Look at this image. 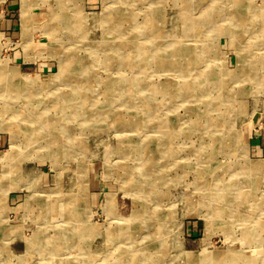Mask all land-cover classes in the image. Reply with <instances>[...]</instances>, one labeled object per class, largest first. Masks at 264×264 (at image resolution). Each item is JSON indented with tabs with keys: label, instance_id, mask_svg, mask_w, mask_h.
<instances>
[{
	"label": "rangeland",
	"instance_id": "rangeland-1",
	"mask_svg": "<svg viewBox=\"0 0 264 264\" xmlns=\"http://www.w3.org/2000/svg\"><path fill=\"white\" fill-rule=\"evenodd\" d=\"M9 3L0 264H264V0H30L27 31Z\"/></svg>",
	"mask_w": 264,
	"mask_h": 264
},
{
	"label": "bare ground",
	"instance_id": "bare-ground-1",
	"mask_svg": "<svg viewBox=\"0 0 264 264\" xmlns=\"http://www.w3.org/2000/svg\"><path fill=\"white\" fill-rule=\"evenodd\" d=\"M228 4V3H227ZM22 7H23V9H24V12H25V14L23 13V15H22V27H23V30H25V31H27V29L25 28L26 26H27V24H29L28 22H29V20L28 19H30V17H32V15H30L29 16V14L27 13V12H29V11H27V10H29L30 9V0H22ZM240 7V6H239ZM246 7V6H245ZM45 9V8H44ZM47 10V9H46ZM49 10V9H48ZM68 10V9H67ZM252 10V9H251ZM36 11V10H35ZM45 11V10H44ZM220 11V10H219ZM226 11V10H225ZM230 11V10H229ZM247 11V10H246ZM64 12V11H63ZM240 12V11H239ZM241 12H242V10H241ZM79 13V12H78ZM236 13V12H235ZM243 13V12H242ZM247 13V12H246ZM68 14H69V12H68ZM82 14V13H81ZM226 14V13H225ZM244 14V13H243ZM251 14V13H250ZM44 15L46 16V19L44 20H42V23H40V22H38L41 26H47V25H50V23H49V21L50 20H52V16H51V14L49 15L48 14V12H44ZM78 15H80V14H78ZM246 15V14H245ZM254 15H255V13H254ZM257 16H258V14H256ZM56 16V15H55ZM54 16V17H55ZM74 16V15H73ZM77 16V15H76ZM81 16V15H80ZM97 16H99V18H96ZM236 16V15H235ZM238 17V16H237ZM74 18V17H73ZM84 18V17H83ZM151 18V17H150ZM236 18V17H235ZM149 19V18H148ZM238 19H240V18H238ZM247 19H248V17H247ZM251 19V18H250ZM253 19V18H252ZM54 20V19H53ZM84 20H86V21H83V22H81L79 19H77V18H74V19H69V18H66V17H63L62 18V21L61 20H59L58 19V23H56V29L57 30H61V29H64V30H67L68 32H69V34H71V35H69V36H72V35H78V33L80 34V33H85V32H87V31H91L92 29H93V27H97V28H101V29H103L104 31H105V29H110L111 28V26L113 25V27H114V25H117V20H118V15H115V14H113L112 12H109V11H107L106 13H102V14H92L91 15V17H86V19H84ZM121 20V19H120ZM156 20V19H155ZM246 20V19H245ZM254 20V19H253ZM264 20V19H263ZM244 21V20H243ZM249 21V20H248ZM147 22V21H146ZM150 22V21H149ZM153 22V21H152ZM123 23V22H122ZM133 23V22H132ZM248 23V22H247ZM39 24H37V26L39 25ZM30 25V24H29ZM135 26V25H134ZM157 26V25H156ZM189 26V25H188ZM236 26H238V25H236ZM112 27V28H113ZM153 27V26H152ZM116 28V27H115ZM149 28V27H148ZM154 28V30H155V27H153ZM186 28V27H185ZM192 28V27H191ZM178 29H180V27H178ZM57 30H55V29H51L50 30V35H55V33L57 32ZM94 30V29H93ZM46 31V30H45ZM103 31V32H104ZM111 31V30H110ZM141 31V30H140ZM144 31V30H143ZM230 31V30H229ZM106 32V31H105ZM122 32V31H121ZM121 32H118V33H120L121 34ZM177 32L178 33H180V30H177ZM183 32V31H182ZM26 33V32H25ZM107 33H109V32H107ZM111 33V32H110ZM115 33V32H114ZM224 33V32H223ZM141 34V33H140ZM66 35V34H65ZM82 35V34H81ZM97 35V34H96ZM111 35V34H110ZM142 35V34H141ZM150 35V34H149ZM236 35V34H235ZM25 36V35H24ZM147 36V35H146ZM73 37V36H72ZM75 37V36H74ZM79 37V36H78ZM81 37V36H80ZM83 37V36H82ZM148 37V36H147ZM86 38V37H85ZM72 39V38H71ZM145 40V39H144ZM73 41V40H72ZM76 41V40H75ZM74 41V42H75ZM96 41V40H95ZM98 42V41H97ZM101 42V41H100ZM172 42H173V40H172ZM95 43V42H94ZM93 44V43H92ZM99 44V43H98ZM181 45V44H180ZM22 47H24V46H22ZM86 47V46H85ZM91 48V47H90ZM96 48H97V46H96ZM123 48V47H122ZM137 48V47H136ZM149 49V48H148ZM24 51V50H23ZM156 51V50H155ZM154 52V51H153ZM152 51L149 53L148 52V54L147 53H145V52H143V55L144 56H142V63H143V66H146V67H152V65H153V63L151 62V59H153L152 57H150L151 55H152V53H153ZM169 52V51H168ZM66 53V52H65ZM118 53V52H117ZM170 53V52H169ZM188 53V52H187ZM75 54V53H74ZM73 54V55H74ZM164 54V53H163ZM181 54V53H180ZM134 55H136V54H134ZM154 55H156V54H154ZM119 56H121V55H119ZM118 56V57H119ZM172 56V55H171ZM88 57V56H87ZM170 58V57H169ZM117 60H115V62H116ZM163 63L161 64V67H163V66H165L166 68L167 67H169V66H167V65H169V63H171L170 61H168V59L166 58V59H164V60H161ZM62 62V61H61ZM66 62V61H65ZM64 62V63H65ZM114 62V63H115ZM158 62V61H157ZM172 62H173V60H172ZM73 64V63H72ZM118 64H120V63H118ZM177 64V63H176ZM68 66H66L65 65V67H64V71H65V68H67ZM113 67V66H112ZM2 69V68H1ZM4 70V69H3ZM6 70V69H5ZM77 70V69H76ZM7 71V70H6ZM16 71V70H15ZM63 74V73H62ZM116 74V73H115ZM73 75V74H72ZM75 76V75H74ZM7 78H9V77H7ZM62 78V77H61ZM71 78V77H70ZM74 78V77H73ZM8 80V79H7ZM76 80V79H75ZM124 80V79H123ZM69 81V80H68ZM71 81V80H70ZM116 81V80H115ZM125 81V80H124ZM123 81V82H124ZM2 82V81H1ZM113 82V81H112ZM4 83H5V81H4ZM28 83V82H27ZM133 83V88H137L136 86H140L138 83V85L137 84H135L134 82H132ZM28 84H30V86L31 85H35V87H36V84H37V82H35V81H33V80H30V82L28 83ZM0 85H2V84H0ZM7 85V84H6ZM40 85V84H39ZM80 86V85H79ZM41 87V86H40ZM114 87V86H113ZM121 90H126V88L129 90V89H131L132 87H130L129 86V82L127 83V82H124L122 85H121ZM29 88V87H28ZM27 88V89H28ZM37 88V87H36ZM44 88V87H43ZM38 89V88H37ZM110 90V89H109ZM20 91V90H19ZM30 91V90H29ZM130 93V92H129ZM129 95V94H128ZM130 96V95H129ZM128 99H129V97H128ZM127 99V100H128ZM83 100V99H82ZM75 102V103H74ZM73 103L74 104H77V102L74 100L73 101ZM72 103V104H73ZM72 109V108H71ZM74 115H75V117H77L78 116V114L77 113H74ZM115 116V115H114ZM123 121V120H122ZM127 121V120H126ZM123 124H125V123H123ZM168 126V125H167ZM10 133V132H9ZM34 133H35V131H34ZM32 141H35V140H32ZM249 166H251V165H249ZM224 196V195H223ZM2 229V228H1ZM3 232V231H2ZM1 232V233H2ZM66 240V239H65ZM5 258H6V255H5ZM3 261V260H2ZM200 260H198V262H199ZM28 262V261H27ZM219 262V261H218ZM226 262V261H225ZM201 264V263H200Z\"/></svg>",
	"mask_w": 264,
	"mask_h": 264
},
{
	"label": "crops",
	"instance_id": "crops-1",
	"mask_svg": "<svg viewBox=\"0 0 264 264\" xmlns=\"http://www.w3.org/2000/svg\"><path fill=\"white\" fill-rule=\"evenodd\" d=\"M1 3H5V1H2ZM11 3H9L8 5H5L2 9H1V13H0V20H1V25L4 26V29L5 30H8V31H11L12 34H18L19 33V18H18V15L17 17H15L14 13V9H16L13 5L11 6L10 5ZM17 12H18V9H17ZM19 13V12H18ZM17 19V23L18 25L15 26L16 24V20ZM16 28L18 30V33L15 32L16 31ZM18 36V35H17ZM21 49V48H20ZM22 51V50H21ZM23 52V51H22ZM23 58V57H22ZM14 61L17 60V54H13V58H12ZM24 60V59H23ZM25 61V60H24ZM44 67H46L44 64H43ZM246 133L248 134L247 135V144H248V151L255 155V156H258L260 155V153L262 151H260L258 149V147L256 146V141H254L252 138H251V135L252 133H250L249 131ZM1 153V152H0ZM263 153V152H262ZM11 201H16V199H21V196H13V198L11 197L10 198ZM7 203H8V198H7ZM15 209V208H14Z\"/></svg>",
	"mask_w": 264,
	"mask_h": 264
}]
</instances>
